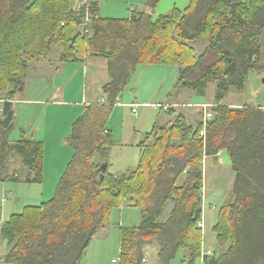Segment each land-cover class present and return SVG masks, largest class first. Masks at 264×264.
Wrapping results in <instances>:
<instances>
[{
  "label": "trees",
  "instance_id": "trees-1",
  "mask_svg": "<svg viewBox=\"0 0 264 264\" xmlns=\"http://www.w3.org/2000/svg\"><path fill=\"white\" fill-rule=\"evenodd\" d=\"M130 18H104L96 2L75 8L72 0H0V182L41 184L43 144L22 133L16 141L14 100L25 90L29 62L61 49L60 62L84 56L108 61L104 104L84 108L67 139L74 150L54 197L13 215L2 228L9 252L3 264H81L93 237L125 203L139 209L138 227H119L120 263L143 264L155 248L156 264H197L203 249V160L226 151L236 174L214 230L225 253L205 264H264V109H232L220 102L246 89L249 73L264 72V0H191L183 11L154 19L162 0H144ZM205 39L196 56L192 43ZM140 65L179 67L170 97L184 89L205 96L216 83L214 117L201 136L183 117L155 127L140 144L136 170L104 169L115 144L106 129L113 108ZM96 156L100 162H96ZM16 164V165H14ZM24 173V174H23ZM173 209L162 220L166 206Z\"/></svg>",
  "mask_w": 264,
  "mask_h": 264
},
{
  "label": "crops",
  "instance_id": "crops-1",
  "mask_svg": "<svg viewBox=\"0 0 264 264\" xmlns=\"http://www.w3.org/2000/svg\"><path fill=\"white\" fill-rule=\"evenodd\" d=\"M72 1L76 9L88 2L98 3L100 15L104 18H117L114 14L118 12L125 14L129 11L132 17L135 12L145 8L144 0ZM190 1L185 4H190ZM105 3L109 5L105 6ZM183 6L180 7L178 2H174L168 13H159L154 19L168 15L174 9L183 11L188 7ZM106 7L112 17L103 15ZM201 41L203 39L192 43L196 50L197 44ZM206 46L207 44L203 50ZM60 56L61 49L58 48L52 50L44 59L30 61L25 90L13 102L16 111V131L12 133L11 139L16 141L24 133L43 144L44 178L41 184H27L23 181L0 182V264H3V258L9 252L7 242L2 238L4 224L13 215L21 214L26 207L37 206L32 205L37 202L41 205L52 196L51 191L47 193L45 189L56 188L62 172L74 154V150L67 142L74 122L82 115L85 107L105 103L102 88L110 81L108 61L102 57L86 55L83 61L62 63ZM178 75L177 66L138 67L127 92L113 108L106 126L115 141L109 151L107 162L104 163L111 174L121 175L136 170L141 158L140 144L145 142L147 135L156 126L169 127L177 116H181L189 127L195 128L204 113L211 111L216 105V83L208 85L205 96H198L194 91L184 89L170 97ZM5 100L6 94L0 93V120ZM220 105L232 109L246 106L264 109V72L259 74L251 71L245 91L232 90ZM95 159L96 162H100L99 156ZM203 173L202 220H205L206 225L202 224L201 228L206 231L207 228L214 227L216 220L213 205L207 198L210 193H225V202L234 187L236 174L232 170V163L226 151L221 152L217 158L206 157L203 160ZM205 201L211 207L207 213L204 209ZM172 209L166 213L165 208L162 220L168 219ZM141 221L142 214L140 223Z\"/></svg>",
  "mask_w": 264,
  "mask_h": 264
},
{
  "label": "rangeland",
  "instance_id": "rangeland-1",
  "mask_svg": "<svg viewBox=\"0 0 264 264\" xmlns=\"http://www.w3.org/2000/svg\"><path fill=\"white\" fill-rule=\"evenodd\" d=\"M187 1L190 0H162L158 4L156 10L154 11L153 17L156 18L159 13H165V14L168 13V9H171L173 7L174 2H178V5H180V7L183 5L188 6L189 4H185ZM108 5L109 4L105 3V6ZM187 6H183V7H187ZM108 10H109L108 7H106L103 15L107 17H112L111 14H109ZM114 15L117 16V18H129L131 16V11L125 12V14H122V12H118ZM205 44H207L205 39H203V41L197 44L196 56H199L202 53ZM126 92H124V94ZM65 171L66 169L62 173L64 174ZM56 188H53L51 190H48V188L45 189L47 190L46 191L47 193L48 191L49 192L51 191L52 194V196L49 197L47 196L48 198L46 202L50 201L54 197ZM224 195L225 193H210V196L207 198V200H209L213 205L212 210H214L213 212L216 214V219L218 217V212L221 210L222 206L224 205ZM203 199H204V195H203ZM39 203L40 202H37L36 204H32V205L38 206L40 205ZM125 205L121 209H116L112 212L110 222L105 226L106 228L105 231L99 232L96 235V237L92 239L89 247L86 249L84 256L82 258L81 261L82 264H111L112 259H120L121 252H120V243H119V227L134 228L139 226L141 220V212L139 209H136L133 206H128V204ZM172 206L173 204L170 203L166 207V213H169V211L172 209ZM208 208L211 207L205 201L204 209L206 213L208 212ZM201 223L206 225L204 219L201 221ZM215 224H216V220H215ZM213 228L212 229L207 228L206 231H204L203 229L204 244H203L201 258L200 260L197 261V264H202L203 262H205L206 257H207V261L211 262L213 256H215L216 253H218L219 255L225 253L226 250L228 249L227 246L226 247L219 246L218 244L219 234ZM188 255H189L188 251H185L184 253L183 251L180 252L176 260L172 264H183L182 263L183 256L187 257ZM155 257H156V249L149 248L143 260L144 261L143 264H156Z\"/></svg>",
  "mask_w": 264,
  "mask_h": 264
},
{
  "label": "built area",
  "instance_id": "built-area-1",
  "mask_svg": "<svg viewBox=\"0 0 264 264\" xmlns=\"http://www.w3.org/2000/svg\"><path fill=\"white\" fill-rule=\"evenodd\" d=\"M133 112H136V109L133 110ZM214 117V114L210 111H207L204 113V116L202 118L203 122V129L201 130V136L205 137V129H206V124ZM200 227H202V223H200ZM120 259H114L111 261V264H119ZM202 264H205L204 262Z\"/></svg>",
  "mask_w": 264,
  "mask_h": 264
},
{
  "label": "water",
  "instance_id": "water-1",
  "mask_svg": "<svg viewBox=\"0 0 264 264\" xmlns=\"http://www.w3.org/2000/svg\"><path fill=\"white\" fill-rule=\"evenodd\" d=\"M104 169H106V166H104Z\"/></svg>",
  "mask_w": 264,
  "mask_h": 264
}]
</instances>
